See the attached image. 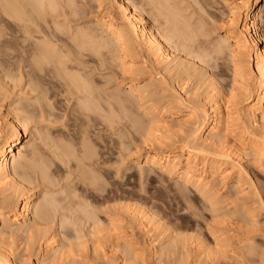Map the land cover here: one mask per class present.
<instances>
[{"label":"bare ground","instance_id":"obj_1","mask_svg":"<svg viewBox=\"0 0 264 264\" xmlns=\"http://www.w3.org/2000/svg\"><path fill=\"white\" fill-rule=\"evenodd\" d=\"M182 2H184V0H148V4L151 5L152 9L156 12V19L152 22L145 12L138 7L139 5L137 6L136 3L134 4L132 0H95L98 11L101 13L105 12L104 16H98L93 25H91L92 22L88 25L84 24L85 26L83 27H81V25H78L79 27L74 25L76 28L72 29L73 26H70L75 16H79L80 13H86V9H84L85 2L82 0L77 2L76 0H0V54L2 56L0 70L1 72L4 70L6 71L2 77L0 76V80L6 81V79H8L15 85L17 82L20 84V81H24V79L26 81L28 78L29 80L25 83H28V86H26L29 88L30 94L36 91L38 93L39 91L34 99L35 102L39 101L42 104L45 103L46 105L43 104L44 107L51 106L50 109H55V107H53L54 105H51L52 96L48 95L50 91L43 87V84L47 82L44 79V77H46L45 75H50L54 79H58L59 82L57 81V83L62 85L58 86L64 87L63 92L68 93L66 94L68 95V103H70V100L75 99L76 105L79 107L76 108L79 109V114L84 117V122L82 121V123L86 126V128L81 129L79 138H76V143L71 141L72 137L71 140L68 141L65 139H62L65 141H59V139L55 141L54 139L50 140L51 137L48 138V141H55V151L54 149L53 151H57L55 153V158L60 161V165L58 164L59 167L65 165L64 167L67 168V166L71 164V170L73 169L74 172H78L77 182L68 190L69 192L67 195V189H56L59 193L60 191H65L64 197L62 198L60 196L59 198L56 196V190H54L58 185L57 180L53 177L54 173L50 170L51 164L49 163V165L46 163L47 159L45 162L41 154L43 152L40 153L37 150L39 147L36 148V145L35 147L30 145L31 148H29V146H26V143H24V138L28 136L26 135V131L28 130L27 123L32 119L31 114H37L36 112L34 113L36 109H30V107H34L33 103L28 102V100L30 101L32 98H27V103H23L19 94L20 97L11 102L9 106L10 110L7 111V116L5 115L7 118H4L6 120L5 129L4 131L0 130V195H3L0 199V264H29L26 256L20 253L18 255L14 254L13 250L11 251L9 247H7L8 245H5L8 243L6 241V236L9 234L8 229H13V226L15 229H13L11 233L19 234L20 236L24 235V237H26L24 238L26 239V245L24 244L26 251L30 250V247L37 245L39 241L41 242L39 244L43 246V253L41 252V258H38L34 264H89L90 261H92V259L90 260L88 258L89 255L88 257L84 256L89 259V263L76 259L78 254H74V256L72 253V251L78 249L75 246L79 245L81 247V241H83L82 244L87 242L85 245H88V242L93 240L96 233L104 234L103 231L107 228L111 231V228H113L112 226L118 221L115 216H113V219L111 217L113 224L110 223L111 221H108L112 226L111 228L107 227V223L104 224L100 222V218L98 219V211H94V203L89 201L90 198L94 196V183H98L97 181H99V179L97 177L99 175L95 174L94 159L97 156L95 154L94 158V143L91 145L88 139L90 136L87 126H89V121L91 119L93 120L92 114H94V111L96 109L98 110L99 107L101 108V106L96 103L97 95L95 94L94 81L90 77V72L88 74L84 72L85 67L83 66L85 65H83L82 62L83 57L80 58V56H82L81 51H89L92 52V54L95 53L100 56H108L109 60L111 59L114 60L113 62H118V64H116L121 67L122 72L128 73V76L130 73L132 75V73L135 72L136 74L137 72H143V74L151 72V74L143 80L145 83L142 82L144 83L142 86L136 84L139 79L134 75L135 77L133 76V79L131 78V85L126 91L128 92L126 96L131 94L130 96L134 95L137 97L140 103L138 107L139 110H141L140 118L142 117V119L138 117L140 112L135 113L133 111L134 113H132V111H130V106L126 103L128 101L123 98V94L119 95L120 93L116 92V94L114 93L115 95H111L112 98L109 97L116 103L118 107L116 108L125 113L123 117H128L131 120L130 122L132 125L130 127H133L135 132L140 131L142 134L145 132L161 133V139L155 138L156 145L159 144V147H157V149H154L155 147L151 149L150 152L144 156L143 160L141 162L136 161L137 163L147 165L151 169H157L170 177H177L182 180L185 185L194 187L196 191H198L197 193L204 196L201 195L205 200L206 197H208L210 201L208 202L212 203V205H214L213 199L217 196L214 197L213 194H211V186L213 187V185H211L210 178L212 179L217 176L220 178L221 182L232 180V182H234L233 184L238 187L241 185L243 174H248L247 165H245L243 161L244 156L247 155L246 148H242L243 145L242 147L232 145L227 139V136H229L228 134H231L233 140L237 142L242 143V141L247 140L245 143L249 146V148H247L248 150L251 148L253 159L262 163L264 158V31L262 29L261 13L264 11V0H223L222 6H230L228 14H226L227 12L222 13L225 17L222 15L219 16L220 19L222 17L226 18L227 23L224 21L225 34L223 36L221 35V39H218L217 42L215 41L208 51L203 49L199 44V42L201 43L199 35L200 37L202 35V32H199V28H201L203 24L201 25V22L197 21L199 22L197 25L196 19L192 17L193 15L190 16V14H185L188 7L186 9L183 8L181 6L183 5ZM205 6H207V4ZM63 16L64 18H60ZM70 16L74 17L72 18L73 21H71ZM68 18L71 23H69L70 21H66ZM59 19L64 20L61 21ZM229 38L232 40V43L228 42ZM66 46L74 49L77 48L78 50L74 52V49H69L72 50L73 53L72 51H68L69 47L64 49ZM76 51H79L81 54L79 55ZM84 52L83 55H85ZM227 52L229 55L228 59L231 61L232 74H228L230 76L228 80V77H225L227 81L224 78L219 81L215 79L216 75H213V71H208L204 68V65L202 66L200 64H207L212 58L221 57L220 55L227 54ZM75 53H78L77 55L79 58H77L78 56L75 55ZM71 54H74L76 58H73ZM206 58L210 59L206 60ZM80 59H82V61ZM139 64H142V66L138 67ZM216 65H214V67ZM149 67L151 69L147 71ZM221 69L223 68L221 67L219 72H222ZM8 70L10 72H7ZM151 70L156 71L159 75L156 77L159 78L153 76ZM39 72L43 74L45 72L47 73L45 75L41 74L40 76ZM50 76L49 79L52 78ZM193 78L200 80L196 83L197 88L195 92H193L194 94H191V92H189L190 89L187 91L186 87L188 82ZM51 80L53 81V79ZM201 82L206 86L202 92L199 91L202 86L200 85L202 84ZM52 83V85H55L54 82ZM17 85H15V87ZM61 94L63 93L61 92ZM152 94L154 96L157 95V97L159 96V103L157 101L158 104H153V102L157 100L156 98V100L150 103L152 101L151 99L149 102L150 105L142 104L144 99L146 100L149 97L152 98ZM241 100L245 103H243L244 105L242 108L239 107L241 105ZM145 102H147V100ZM38 104H36V106ZM37 109L39 110V108ZM139 110L137 109L136 112ZM39 113H41L40 117L43 118L46 112L41 108ZM22 114L24 117L21 116ZM51 114L50 116L48 115L49 118ZM74 114L76 113L74 112ZM135 114H137V116ZM118 115L120 116V114ZM133 115L137 118H134ZM182 115L185 116V118H183L185 119L183 120L184 122L181 123V121L177 120L178 125L176 124V127L179 126L180 129L173 131V127L175 128V126L173 125L172 127L169 123ZM108 117L112 119V114L111 116L109 114ZM52 119L53 118H51V120ZM39 120L40 119H38V121ZM112 123H114V121H112ZM130 130L127 129V131ZM173 136L184 137V145L181 147H177L173 143L168 145L170 140H173ZM172 144L174 146H172ZM27 148L31 150L28 151ZM53 154L51 153V155ZM136 159H139V157ZM227 160L232 161V166L230 168L225 165ZM145 169H141L142 173ZM232 169L237 170L236 174L233 173L234 170ZM63 170L65 171V169ZM70 176H68V178H70ZM36 187L42 188L40 191L43 193V200L37 197L38 192H34ZM92 193L93 196L91 197ZM66 196L67 199L70 198L67 200L68 202L65 201L66 203L64 204L61 200H66ZM82 196L86 197H84L85 201H82ZM260 201V207L263 206L264 209V199ZM215 203L218 202L215 201ZM212 207L210 208L212 209ZM120 209L122 210V208ZM242 209L244 208H241L240 211ZM143 212L139 213V216L137 214V220L141 222L137 225L139 226V224H142V229H144V233L147 235L146 237H148L146 249L149 253L147 256L145 255V257L147 258L149 256L150 258L148 259H151L150 262L154 259V264H157V262L163 264L165 260L161 258L164 256L165 250L163 249L164 247L161 248L163 244L161 245L159 241V237L162 235L161 233H153L154 228L150 225L151 219ZM251 215L253 216V214ZM58 218L60 220V227L59 224H57V227H59V229L61 227L67 230L71 229L72 234L76 235L74 238L75 242L73 238H71L72 235H70L68 240L67 234L65 235L62 232L66 238L61 237V229L59 231L55 223L53 224ZM134 219L136 220L135 217ZM117 223L118 222H116V224ZM103 226L106 227V229H104ZM100 227H103V230ZM108 229L106 231L107 233L109 231ZM81 234H83V236H81ZM165 234L164 236H168ZM84 235L91 236L92 239L90 237L87 238V236L85 237V241ZM121 237L120 239H122ZM82 238L84 240H82ZM178 238L176 240H178ZM87 239L89 241H87ZM120 239H118V241H120ZM98 240H100L99 237ZM98 240H96V244L94 240L91 242L92 245H97V248L93 246L94 250H96L94 254L97 253V256L95 255L96 257H99L100 254L103 255V253L98 254L97 252L101 244ZM131 240L132 239L123 241V244L126 242L125 245L127 246L124 245V247L122 244V250L118 248L119 252L121 251L120 255L118 251L116 252L114 250L115 254L112 255V257L117 256L115 258L116 261L113 258L114 263L120 264L118 261L122 257L121 259H126V261H123L125 264H132L127 262L128 257H136L137 255L134 256L135 254L133 251L135 247H131L134 248L133 250L128 247ZM160 240L164 241L163 238H160ZM78 241L80 242L78 243ZM105 241L108 242L109 240ZM218 241L219 239H217L216 242L218 243ZM245 241H247L245 243L248 247L247 252H249L250 255L257 254L260 248H257L259 246L255 244V241L251 238H246ZM178 242L176 241L177 246H179ZM171 243L169 242L170 245H172ZM114 244L115 243H113L112 247H114ZM224 244H222V246H224ZM132 245H134V242ZM166 245H168L167 242ZM177 246L175 247L176 249ZM200 246H202L201 243ZM205 247L204 245V248ZM167 248L168 252L166 256L171 252L168 246ZM173 248L174 247H172V251ZM206 248L210 251L209 246ZM207 249L206 251H208ZM136 250L139 249L136 248ZM213 250L211 247V252ZM177 251L179 250L177 249ZM131 252H133V255ZM208 252L206 255H208ZM214 253L216 252L213 251L212 255H215ZM217 254H219V251ZM170 255L171 254H169L167 260L171 258ZM160 256L162 257L160 258ZM166 256H164L165 259ZM171 256H173V254ZM156 257H159L160 260L155 262ZM103 258V256L99 258V261H103L100 264H104L105 262L108 264V262L105 261L108 258H104L105 260ZM131 260L133 261L134 258H131ZM149 260L147 261L146 259L147 262H149ZM198 260L204 261L201 258L199 259V257ZM95 261V263H97V258H95ZM108 261L110 262L111 259H108ZM134 261L135 263L133 264L138 262L136 259Z\"/></svg>","mask_w":264,"mask_h":264},{"label":"rangeland","instance_id":"obj_2","mask_svg":"<svg viewBox=\"0 0 264 264\" xmlns=\"http://www.w3.org/2000/svg\"><path fill=\"white\" fill-rule=\"evenodd\" d=\"M77 1H80V0H76V2ZM82 1L85 2L84 9H86V13L85 14L80 13L79 16H77V17L75 16V18L73 16H70L71 21H73L72 18H74V21L72 23H71L69 18H68V20H66L67 22L70 21L69 23H71V26L70 25L69 26L70 27L73 26L72 29L76 28L74 25H77V26L81 25V27H83V26H85L84 24H87V25L91 24L90 22H92L91 25H93V24H95L94 22H96V18L98 16H104L105 12L101 13L98 11V7L96 6L95 0H82ZM132 1L134 2V4L136 3L137 6L139 5L138 7L143 12H145V14L150 18V20L152 22L155 21L156 12L154 9H152V6L148 4V0H137V1L132 0ZM201 1L200 0H197V1L196 0H189V1L184 0V2H182L183 5H181V6L185 9L188 7L185 11V14H187V15L190 14V16L193 15L192 17L196 19V22L199 21V22H201V25L202 24L204 25V26L202 25V27H201L202 30H201V28H199V32L201 31L202 33L201 32L200 33L203 35V36L201 35V37L199 35V40L201 41V43L199 42V44L201 47H203V49L208 51L211 48V46L215 43V41L217 42L218 39H221L220 36L221 35L223 36L225 34V32H224L225 26L224 25L226 22V18H224L225 16L222 13L227 12L226 14H228L230 6H222L223 0H203L202 3H201ZM141 2H143V3H141ZM195 3H197V4H195ZM206 4H207V6H205ZM141 5H142V7H141ZM213 12H214V14H213ZM211 13L213 14V16ZM215 15H217V16H215ZM220 15H222L224 17L221 16L222 18L220 19V17H219ZM261 15H262V24H263L262 29L264 31V11L261 13ZM60 18H64V16L60 17ZM59 20L63 21L64 19H59ZM199 22H197V25L199 24ZM204 34H206V35H204ZM231 39H232V37H231ZM231 39L229 38L228 42L232 43ZM202 41H203V43H202ZM68 47L69 46H66V48L64 47V49H67ZM69 49L73 50L74 48H72V47L68 48V51L71 52L72 50H69ZM75 50H78V49L75 48L73 51L75 52ZM65 51H67V50H65ZM76 52H78L79 55L81 54L79 51H76ZM81 52H82V54H81L82 56H80V58L83 57V61H82V59H80V60L83 62V65H85V66H83V67H85L84 68L85 70L84 69H82V70H84V72H86L87 74L90 72L89 73L90 77L94 81L95 94L97 95L96 103H98L101 106V108L99 107L98 110L96 109L94 111V114H92L93 120L91 119L89 121V126H87V128H89L88 130H89V136H90V137L88 136L89 137L88 139H89L91 145H93V143H94V145H93L94 146V158H95V154L97 156L94 159V169L96 171L95 174L99 175L97 177L99 179V181H97L98 183H94L95 185H94V191L93 192H94L95 197L93 196V193H92L91 197L92 196L93 197L90 198V200L88 198V200L91 201L92 203H94V207H95L94 211H96V210L98 211L97 217H98V219L99 218L101 219L100 222H102L104 224L107 223L108 225H106V226L111 228L112 225H110L108 223V221H111V217L113 219V216H115L117 219L116 218H114V219L118 220V221H116L118 223L116 224V222H115V225L112 226L113 228H111V231H113V232H111L107 228L109 230L108 233L106 232L107 229H106V227H104L105 226L104 225L103 227H104V229H106L103 231L104 234L100 233L101 234L100 235V234L96 233L95 237L93 238L94 243H95V242H97L96 240H98V237H99L100 240H98V241L101 244H100V247L98 245L99 251L97 250V252H98V254L103 253V255L100 254V256L98 255L99 257H96L97 253L94 254V252H96V250H94V247L97 248V245L95 246L96 243L95 244L93 243L94 245H92V243H91V242H93V240L91 241L92 237L88 236V235H87L88 236L87 237L84 235V238L90 237L91 242H88V245H85V243L87 244V242H84V244H82L83 241H81V239H80V241H81L80 245H81V247L82 246L83 247L81 248L79 245L75 246L79 249V251H78V249L77 250L75 249L74 251H72L73 255L78 254L76 256V259L87 261V263H89V259L90 260L92 259V261H90L91 264H97V263L100 264L103 261L102 260L99 261V258H101V256H103L105 259L106 258H108L109 260L111 259V261L109 262L108 259L105 260L103 258L105 261L108 262V264L109 263L111 264L113 258L115 260V258L117 257V256L112 257V255L115 254L114 252L115 251L119 252L118 248H121V250H122V247L125 245L126 242L123 244V241L132 239L131 243L129 242L130 244L129 243H127V244H129L128 247H130L131 250L134 249L131 247H135L133 252L135 254L134 256H136V255L137 256L136 257H132V256L128 257L127 262L133 264V263H135L134 260L136 259L139 262V263L137 262L138 264H150V263L154 264V259H153V261H152L153 263H152V262H150L151 259L150 260L148 259V258H150L149 256L147 258L145 257V255L147 256L149 253V251L146 249L148 237H146L147 235L144 233L145 232L144 229H142V226H141L142 224H139V226L137 225L138 223H141V222H139V220H137V217L139 216V213L144 211L151 219L152 223L150 222V225H151V227L153 226V228H154L153 233H155V234L161 233V235H162L159 237V241L161 242V245L163 244L161 246V248L164 247L163 248L165 250L164 256H166V253L168 252L167 246L169 247V251L171 250V252H172V253L171 252L168 253V255L166 256V259L164 256L163 257L160 256V258L162 257L161 259L165 260V262L163 264H192V263L193 264H202V262H203V264H264V209H263V206H261L262 208L260 207V203H259V202H261L260 201L261 199H264V197H263L264 196L263 195V193H264V167H263L264 166V164H263L264 158L262 160V163L259 162L258 160L253 159L252 150H251V148L248 150L247 148H249V146H248V144L245 143V142H247V140L242 141V143L237 142V141L233 140L231 134H228L229 136H227V139L231 142L232 145H234V146L236 145L239 147H242V145H243L242 148H246V153H247L246 156L247 157L244 156L243 161H244V164L247 165L246 167H247L248 174L247 173L243 174L244 176H242V180L240 183L241 185H239L238 187L235 186V184H233L234 182H232V180H229L227 182H221L220 178L217 176L213 177L212 179L210 178L211 185H213V187L211 186V189H212L211 194H213L214 197L215 196L218 197V198L215 197L213 199V201H214L213 203L215 206L212 205V203H209L210 201H209L208 197H206V200H205L203 198L204 196L200 193H197L198 191H196V189L194 187H192L190 185H185V183L182 180L178 179L177 177H175V176L170 177L169 175L162 173L157 169H151L147 165H142L141 163L140 164L137 163V162H141L143 160L144 156L148 152H150L151 149H153L154 147H155L154 149H157V147H159V144L156 145L155 138L161 139V133L160 132H158V133L153 132L155 135L157 133V135L155 136L153 133H146L145 132L146 134L145 133L142 134V133H140V131H137L139 133L135 132L133 127H130L132 125L130 122L131 120L125 115L124 116L127 117L129 120L127 118L123 117V114H125V113L121 112L120 109H117L118 107L116 106V103L114 102V100L110 99L109 97H111V95H113L114 93L116 94V92L120 93L119 95L123 94L122 95V96H124L123 98L126 99V101H128L126 103L129 104L128 106H130V109H131L130 111H132V113H134V112L139 113L140 112L138 114V117L140 118L141 110H139V108H138L140 103H139L137 97L134 95L130 96L131 94L130 95L128 94V96H126L128 93L126 91H127L128 87L131 85V78L134 75H136V78L139 79L136 84L142 86L145 83L143 80L146 79L148 77V75L151 74V72L145 73L146 75L143 74V72L142 73L137 72V74L135 72V73H132V75L130 73L128 76V73L122 72L121 67L119 65H117L118 62H113L114 60H111V59L109 60L108 56L107 57L106 56H100V55H97L95 53L92 54V52H89V51H85V52L81 51ZM83 52L85 55H83ZM78 53H75V55H77ZM71 55L73 56V58L75 57L74 54H71ZM220 56L221 57H218L220 59L214 58L216 60L218 59L219 61L218 60L216 61L213 58L210 61L209 60L210 58H206V60H209V62H207V64H200V65H202V66L204 65V68H206L208 71H213V75L214 76L216 75V78H215L216 80L220 81L223 78L225 79V77L226 78L228 77L227 78V80H228L230 78L229 75L232 74L231 73V69H232L231 61H230V59H228L229 58L228 52H227V54H223ZM77 58H79V56ZM138 60L141 61L140 59H138ZM1 62H2V56L0 54V65L2 64ZM215 62H217V63H215ZM216 64H218V65H216ZM214 65H216V66L214 67ZM139 66L141 67L142 64H139L138 67ZM83 67H81V68H83ZM221 67L223 68V69H221L222 72H219ZM148 69L150 70L151 68L150 67L147 68V71H149ZM151 71H152L153 76H155V77L159 76L156 71H153V70H151ZM5 72H6L5 70L3 72H1V70H0V76L2 77ZM7 72H10V71L8 70ZM39 73H40V76H41V74H43L41 72H39ZM46 73L47 72H45L43 75H45ZM45 76L47 77V78L44 77L45 81H47L46 82L47 84L44 83L46 85L43 84V87H45L46 89H49L50 92H48L49 93L48 95L53 97V98L51 97V101H52L51 105H54L53 107H55V109L53 107H52L53 109H50L51 106L50 107H47V106L44 107V105H46L45 103H43L44 104L43 105L39 101H38L39 104L37 101L35 102L34 99H35L36 95L39 93V91H38V93L36 91L35 93L33 92L30 94V92H29L30 90L27 87L28 83H25L26 81L29 80L28 78L26 81H25V79H24V81H20V84H19V82H17L18 85L15 84V85H17L16 87H15L14 83L8 79H6V81L0 80V130L4 131V129H5V124H6L5 121L6 120L4 118H7L6 117L7 111L10 110L9 106L11 105V102L13 100L18 99L20 96L22 98L23 103L24 102L27 103V100H28L27 98H32L34 100V102L32 99H31L32 101L28 100V102L33 103V106H34V107H30V109H32V110L36 109V110H34V113L36 112L38 115L33 114V113L31 114V116H32L31 120L32 121L34 120V121L32 122L31 120H29L27 123V126H28L27 129L28 130L26 131L27 132L26 135H28V136L24 138V143H26V146H29V148H31L30 145L31 146L33 145L34 147L36 145V148L39 147L37 150L40 153L43 152L41 154H42L43 158L45 159V162L47 159L46 163H48V164L50 163L52 165L51 166L49 164L50 170L54 173L53 177H54V179L57 180V185H58L56 188H54V190H56V189L60 190V188H61V190H62V188L67 189V191H66L67 192L66 195H67L69 192L68 190L71 189L72 185L74 186V184L77 182L76 179H77V173L78 172L77 171L74 172L73 169L71 170V168H70L71 164L68 165L70 168V173H69L68 166H67V168L64 167L65 165H61L59 167L60 161L55 158V153L57 151L54 152L55 151L54 142L57 141V139H59V141L62 139H65L68 141V140H71V137H72L71 141H74L76 143L77 142L76 138H79V133H80L81 129L86 128V126L82 123V121L84 120V117L79 114V111H78L79 109H77L79 107H78V105H76L75 99L70 100V103H68L69 102V100H67L68 95H66L68 93L63 92L64 87L63 88L60 87L62 85L57 83L58 79H56V78L54 79L50 75H45ZM49 76L52 78L49 79ZM156 78H159V77H156ZM51 79H53V81ZM199 80H197V78L191 79L187 84L186 90L188 91L190 89L189 92H191V94L193 92H195V90L197 88L196 83ZM50 81L54 82L55 85H52L53 84L52 82H51L52 84L49 83ZM142 82H144V83H142ZM201 83L202 84H200V85H202V86L199 90L200 92H202L206 88V86L203 85V82H201ZM58 85H60V86H58ZM95 86H96V88H95ZM55 87H56V89H55ZM99 89H101V90H99ZM61 92L63 94H61ZM27 93H29L30 95ZM19 94H20V96H19ZM57 95H58V97H57ZM131 97H133V98H131ZM158 97H157V95L156 96L153 95L152 98L149 97L146 99L147 102H145L146 100L144 99V101H142L143 103L142 102L141 103L146 104V105H150V103H152L153 100H156V98H157V100L154 101L153 104L154 103L158 104L159 103ZM4 98H5V100H4ZM151 99H152V101H151ZM157 101H158V103H157ZM243 103L244 102H242V100H241V103H240L241 105L239 107L242 108L243 105L245 104V103L244 104ZM36 104H38V105L36 106ZM131 105H133V106H131ZM37 108H39V110ZM41 108L44 112H46L44 114L45 116L43 118L40 117L41 113H39ZM44 108H46V109H44ZM137 109L139 111L136 112ZM50 110H52V111H50ZM73 111L76 114H74ZM52 112H54L55 114ZM47 113H49V114H47ZM50 114H51V117L49 118L48 115L50 116ZM109 114H110V116L112 114V117H111L112 119H110L108 117ZM118 114H120V116ZM33 115H35V116L37 115V116L35 117ZM135 115L137 116V114H135ZM21 116L24 117L23 114ZM114 116H116V117H114ZM45 118H47L48 120ZM51 118H53L52 120H54V121H52ZM76 118H77V120H76ZM134 118H137V117L134 116ZM179 118L176 120H173L172 122L169 123L172 127H173V125L175 126V128L173 127V131L180 129L179 126L176 127V124L178 125L177 120L181 121V123H183L184 122L183 120H185V119H183V118H185L184 115L180 116ZM38 119H40V120L38 121ZM106 119H107V121H106ZM140 119H142V117ZM103 121H104V123H103ZM110 121H111V123H110ZM112 121H114L115 124L112 123ZM121 125H122V127H121ZM92 126H93V128H92ZM105 126H107V127H105ZM124 126L128 130H130V129L131 130L127 131V129ZM131 133H133L134 135ZM152 135H154V136H152ZM74 136H76V137H74ZM93 136H95V137H93ZM173 137H174V138H172L173 140L172 141L170 140V143L168 145H171V143H173L177 147L178 146L181 147L182 145H184V139H183L184 137H182V136L181 137L180 136H176V137L173 136ZM48 138H50V140L54 139L55 141L54 140H53V142L48 141L49 140ZM65 140H62V141H65ZM173 144H172V146H174ZM53 149H54V151H53ZM27 150L30 151L31 149L27 148ZM51 153L52 154L54 153L53 154L54 156L51 155ZM134 153H136V154H134ZM47 156L50 158H48ZM137 157H139V159H136ZM56 160H58L59 162ZM95 160H97V161H95ZM229 161L227 160L225 165H226V167L230 168L232 166V164H231L232 161L231 160H229ZM54 164L57 166H55ZM53 165L55 168L53 167ZM63 169H65V171ZM98 169H99V171H98ZM141 169H145V171L143 170V173H142ZM232 170H234L233 173L236 174L237 170L236 169H232ZM71 171H73V172H71ZM70 174H71V176H70ZM68 176H70L71 179L68 178ZM212 180H213V183H212ZM71 183H73V184H71ZM96 184L97 185L99 184L100 186L99 185L97 186ZM232 185H234V186H232ZM36 188L34 189V192H38L37 197L42 198L43 193H41V191H40V190H42V188L41 187H36ZM57 190H56V192H57ZM0 192H1V188H0ZM62 192L63 191H60V193H59V191H58L56 193V196L59 198L61 196L63 198L65 191L63 193ZM2 196L0 195V199L2 198ZM213 196H212V198H213ZM84 197L85 196H82V198H83L82 201H85ZM69 198L67 199V196H66V200L65 199H64V201H63V199L62 200L60 199V200H61V202H64V204H65L66 203L65 201L69 200ZM216 198H217V200H216ZM102 199H104V200H102ZM42 200H43V198H42ZM80 200H81V196H80ZM185 201H187V202H185ZM215 201L218 203H215ZM216 204H217V206H216ZM210 205H212L216 209H214ZM119 206H120V208H122V210L119 208ZM107 207H108V209H107ZM127 207H129V208H127ZM142 207L145 209H143ZM210 207H212V209ZM117 208L119 209V211ZM241 208H244V209H242L240 211ZM213 209H214V211H213ZM115 210L118 212H116ZM253 210H255V211H253ZM137 214H138V216H137ZM251 214H253V216ZM241 215H243V216H241ZM250 215H251V217H250ZM134 217L136 218V220L134 219ZM54 223L56 225V228L59 231L61 229V237L66 238L65 235L67 234V239H68L70 237V235H72L71 238H73V240H74L76 235L72 234L71 229L67 230L65 228L63 229V227H61L59 229V227H60L59 218L56 219L53 222V224ZM102 223H101V226H102ZM110 223L113 224L112 221ZM57 224H59V227H57L58 226ZM103 227L102 228L100 227V228L103 230ZM114 228H115L116 232L114 231ZM163 228H164L165 232H164ZM13 229H15L14 226H13ZM13 229L12 228L8 229L9 234H7V236H6L7 237L6 241L8 243L6 242L7 244H5V245L6 246L8 245L7 247H9V249L11 251L13 250L14 254L18 255L20 253L21 255L26 256L29 264H34L35 261L38 260V258H41L42 253H43V246L41 244H39L41 242L39 241L37 245H35L34 247L33 246L30 247L29 248L30 250L26 251L25 250L26 239H24L26 237H24V235L20 236L19 234L11 233ZM110 233L114 236H112ZM83 234H81V236H83ZM164 234L168 235V236H164ZM178 234H179V236H178ZM117 235H118V237H117ZM120 237L122 239H120ZM101 238H102L103 242H102ZM112 238H113V240H112ZM160 238L161 239L163 238L164 241H161ZM177 238H178L179 242H178V240H176ZM246 238H251V239H253V241H255V244H257V246H259L257 248L258 249L260 248L258 250L260 255L258 254V252H257V254L255 253V255H250L249 252H247L248 247L245 245V243L247 242V241H245ZM118 239H120V241H118ZM217 239H219L218 243L216 242ZM82 240H84V239L82 238ZM105 240H109V241L106 242ZM110 240H111V242H110ZM226 240L229 244L226 242ZM80 241H78V243ZM85 241H86V238H85ZM87 241H89V240L87 239ZM132 241L134 242V245H132L133 244ZM176 241L178 242L179 246H177ZM42 242H43V240H42ZM74 242H75V240H74ZM118 242H121V243H118ZM166 242L168 245H166ZM169 242L170 243L173 242V243H171L172 245H170ZM113 243H115L114 247H112ZM200 243L202 244L203 247L200 246ZM122 244H123V246H122ZM222 244H224V246H222ZM39 245H41V246H39ZM102 245H103V247H102ZM175 245L177 246V249L179 251H177V249L175 248L176 247ZM204 245L206 247L209 246L210 251L206 247L204 248ZM22 246H23V248H22ZM86 246H88V247H86ZM125 246H127V245H125ZM172 247H174L173 248L174 252L172 251ZM211 247H212V250L216 248L215 250H213L214 252H216V253H214L215 255H212L213 251L211 252ZM219 247H221V248H219ZM31 248H32V250H31ZM136 248L139 250H136ZM206 249L209 252L206 251ZM81 250H82V252H81ZM260 250H261V252H260ZM146 251H147V253H146ZM218 251H219V254H217ZM120 252H119V255H120ZM133 252H131L132 255H133ZM176 252H177V254L179 252V254L177 255ZM207 252H208V255H206ZM210 252H211V254H210ZM169 254H171V255L173 254V256L170 255L171 258H169L167 260ZM88 255H89V257H88ZM216 255H217V258H216ZM78 256H80V257H78ZM84 256H87L89 259L87 257L85 258ZM94 257L97 258V263H95L96 261H95ZM198 257H199V259L201 258L204 261L198 260ZM131 258H134V260L132 261ZM140 258L143 260H141ZM145 258L147 259V261L149 260V262H147ZM160 258L156 257L155 262L160 260ZM120 259L118 261V258H117L118 263L120 262V264L121 263L125 264L123 261H126V259H124V260L123 259L120 260ZM139 259H140V261H139ZM195 259H196V262H195ZM213 259H214V261H213ZM114 260H113L112 264H117L116 262L114 263ZM142 262H144V263H142ZM104 264H107V263L105 262ZM157 264H162V263L157 262Z\"/></svg>","mask_w":264,"mask_h":264}]
</instances>
